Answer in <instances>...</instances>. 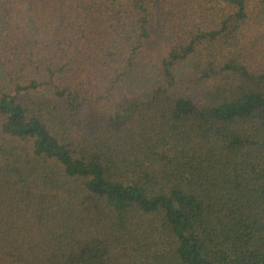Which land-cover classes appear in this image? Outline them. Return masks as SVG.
Returning <instances> with one entry per match:
<instances>
[{"label": "trees", "instance_id": "trees-1", "mask_svg": "<svg viewBox=\"0 0 264 264\" xmlns=\"http://www.w3.org/2000/svg\"><path fill=\"white\" fill-rule=\"evenodd\" d=\"M260 49L264 0H0V264H264Z\"/></svg>", "mask_w": 264, "mask_h": 264}, {"label": "rangeland", "instance_id": "rangeland-1", "mask_svg": "<svg viewBox=\"0 0 264 264\" xmlns=\"http://www.w3.org/2000/svg\"><path fill=\"white\" fill-rule=\"evenodd\" d=\"M156 33H157V31H154V35L156 36V38L154 39L153 43H155V45H159L160 46L162 44L163 38L162 37H159V35L156 34ZM249 39H250V35L247 37V41ZM263 55H264V50L263 49H260L256 53H254V59H255V65L254 66L258 65V63L259 64H264V57H263ZM120 86L121 87L119 88V90L117 92L119 98L122 97V94L124 92L125 93L135 92L136 89L140 87V83H136V84H134L133 82L132 83H122ZM141 88L142 87H140V89Z\"/></svg>", "mask_w": 264, "mask_h": 264}]
</instances>
